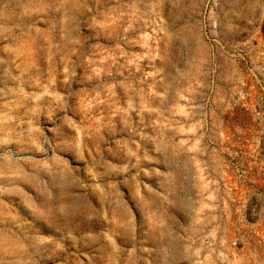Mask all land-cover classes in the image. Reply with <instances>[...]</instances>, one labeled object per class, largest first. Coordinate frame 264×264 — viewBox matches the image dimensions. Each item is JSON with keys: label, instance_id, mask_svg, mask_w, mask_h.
Listing matches in <instances>:
<instances>
[{"label": "rangeland", "instance_id": "obj_1", "mask_svg": "<svg viewBox=\"0 0 264 264\" xmlns=\"http://www.w3.org/2000/svg\"><path fill=\"white\" fill-rule=\"evenodd\" d=\"M0 264H264V0H0Z\"/></svg>", "mask_w": 264, "mask_h": 264}]
</instances>
